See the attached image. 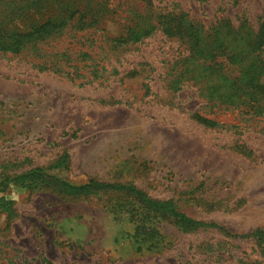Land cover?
<instances>
[{"label": "rangeland", "instance_id": "1", "mask_svg": "<svg viewBox=\"0 0 264 264\" xmlns=\"http://www.w3.org/2000/svg\"><path fill=\"white\" fill-rule=\"evenodd\" d=\"M8 1L7 41L24 24ZM78 3L69 10L101 11L84 20L107 30L99 42L120 36L134 11L154 22L183 12L205 27H244L264 58V0ZM72 43L55 36L42 48L60 73L34 67L32 52H0V264H264V106L211 112L191 85L169 87L163 60L178 41L160 31L130 58L146 64L149 88L89 74L82 57L79 77L66 74Z\"/></svg>", "mask_w": 264, "mask_h": 264}, {"label": "trees", "instance_id": "2", "mask_svg": "<svg viewBox=\"0 0 264 264\" xmlns=\"http://www.w3.org/2000/svg\"><path fill=\"white\" fill-rule=\"evenodd\" d=\"M78 2L79 0L6 2L12 17L24 24L21 26L22 30L10 31L8 41L2 34L3 29L1 31L0 28V52L13 55L32 52L36 55V59H42L32 63L34 67L43 70L52 68L54 73H60L62 67L55 69L53 66L56 65L54 63L51 65L48 57L44 55L49 61L46 66L47 60L43 61L40 54L47 40L66 35L73 40L71 45L75 46L67 53L68 61L65 67L72 70V73L68 71L69 73L66 74L79 77L77 73L82 71V66H79L77 59L82 57L93 61L92 65H87L89 74L94 72L98 77L100 71L102 73L113 71L117 76H121V83L125 78L136 77L142 79L143 87L149 88L148 84H144L149 77L146 73V64L131 62L130 58L137 51L138 47L135 45L160 31L167 38L178 41L174 53L163 60L165 66H168L166 80L169 87L180 90L191 85L196 88V95L206 102L204 107L211 112L212 109L227 110L260 104L264 106V58L260 55L262 50L259 46L251 45L244 27L234 28L224 18L213 27H205L193 22L188 14L183 12L176 15L161 14L154 19V22L149 11H134V19L129 21L131 24L122 31L121 35L111 38L112 43H104L102 40L99 42V39L106 37L107 30L92 27L84 21L88 19L93 23L98 22L101 17L96 15L101 11L95 12L91 9L80 11L73 8L69 10L70 7L79 4ZM54 4L66 6L67 9L54 10L52 8ZM97 8L101 9L100 4ZM16 9L20 12H14ZM7 17L10 18L9 13ZM75 20L78 24L71 26L72 29H67L72 25L71 21L75 22ZM163 20L164 23L161 22ZM64 21L67 23H63ZM83 42L90 44V47L78 51L76 47ZM102 57L108 62L106 65L97 64ZM68 62L74 63L72 65ZM193 116L206 125H218L215 119H208L207 115L195 113ZM91 184L81 188L89 187Z\"/></svg>", "mask_w": 264, "mask_h": 264}]
</instances>
